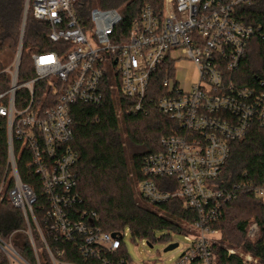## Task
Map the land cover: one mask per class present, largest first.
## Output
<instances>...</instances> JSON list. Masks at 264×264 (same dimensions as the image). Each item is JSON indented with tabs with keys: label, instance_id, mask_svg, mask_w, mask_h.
Returning a JSON list of instances; mask_svg holds the SVG:
<instances>
[{
	"label": "built area",
	"instance_id": "built-area-1",
	"mask_svg": "<svg viewBox=\"0 0 264 264\" xmlns=\"http://www.w3.org/2000/svg\"><path fill=\"white\" fill-rule=\"evenodd\" d=\"M76 1L26 0L18 52L12 66L0 71V121L7 124L9 164L15 180L10 193L13 205L35 221L36 197L17 172L14 144L19 143L30 150L32 167L48 198L49 230L55 240L79 244L76 236H83L81 249L86 256L113 264L102 255L116 254L124 235L113 237L96 228L95 214L84 213L74 220L70 212L82 204L75 170L78 155L70 147L74 142L71 108L100 104L103 85L112 80L110 90L115 93L119 118L123 111L118 93L128 100L129 114L147 113L152 76L164 70L163 96L153 102L179 125L180 132L163 138L161 152L145 158L144 179L138 184L140 198L149 206L180 199L196 215L193 222L180 224L187 247L176 264H217L214 245L243 264H260L251 254L223 245L221 237L215 238L221 233L212 229L225 205L236 199L235 193L216 187L232 143L246 138L253 128L264 129V77L250 86L237 82L256 30L237 21L236 8L253 0H163L160 12L151 6L143 9L126 42L118 31L119 12L94 8L88 24L83 25L74 10ZM30 12L48 25L50 42L63 46L55 52L34 54L35 78L21 83L20 62ZM178 54L197 68L199 79L189 91L177 80ZM46 80L57 96L56 103L35 107V85ZM22 91L28 92L30 101L21 109L17 102ZM256 196L264 199V182ZM258 236V225L251 223L247 240L253 243Z\"/></svg>",
	"mask_w": 264,
	"mask_h": 264
},
{
	"label": "trees",
	"instance_id": "trees-1",
	"mask_svg": "<svg viewBox=\"0 0 264 264\" xmlns=\"http://www.w3.org/2000/svg\"><path fill=\"white\" fill-rule=\"evenodd\" d=\"M26 0H0V57L4 53H17L21 39ZM163 0H77L74 10L83 25H87L94 8L116 10L122 16L118 29L128 40L134 21L140 18L143 9L151 6L162 10ZM236 19L246 27L256 30L249 42L244 63L237 73V82L250 86L264 77V0H253L251 4L236 8ZM48 25L37 21L29 13L21 55L19 81L25 83L35 78L32 56L58 51L63 45L48 39ZM4 67L0 65V71ZM172 73V72H171ZM167 76L160 70L153 79L146 103L147 113L129 114V104L118 93L122 108V123L118 117L115 93L110 90L112 80L103 85V101L98 105L76 104L71 108L74 142L71 149L78 155L75 167L78 176V192L82 204L70 210L74 220L86 213L95 214L94 226L104 233L122 236L128 228L134 239L155 241L156 231L183 234L180 223L193 222L196 215L185 209L180 199L166 204L149 206L137 198L136 184L144 179L145 158L161 152V140L177 135L180 127L162 114L153 100L163 96L161 82ZM6 76L2 77V82ZM154 91V94H153ZM155 91L158 92L155 94ZM154 95V96H153ZM55 97V98H54ZM57 96L48 80L38 82L34 89L35 107L44 104L52 107ZM27 91L18 94L19 108L28 106ZM17 172L24 186L36 197L33 216L15 207L10 193L15 189V180L9 164L7 124L0 121V264H11L4 249L11 246L27 264H101L97 257L86 256L82 251L83 236L75 241L55 240L49 230L48 211L50 205L42 188L40 177L32 167V156L28 148L14 144ZM264 182V129L253 128L248 136L231 145L229 160L221 177L216 182L220 190L233 192L236 199L225 205L222 217L212 229L221 233V242L251 254L264 264V203L256 191ZM159 183V182H158ZM163 181H160V185ZM163 190V188H162ZM142 201V200H141ZM87 222V219H85ZM251 223L259 227L255 242L247 240ZM122 247L116 254L103 253L113 264H130ZM217 264H243L237 257H229L220 245L212 247ZM55 260V262H54Z\"/></svg>",
	"mask_w": 264,
	"mask_h": 264
},
{
	"label": "rangeland",
	"instance_id": "rangeland-1",
	"mask_svg": "<svg viewBox=\"0 0 264 264\" xmlns=\"http://www.w3.org/2000/svg\"><path fill=\"white\" fill-rule=\"evenodd\" d=\"M16 54L17 53H4L0 57V65L4 67L3 69H9L12 66ZM177 57L179 58L176 63L177 80L181 82L185 91H189L192 88V85L199 79L197 68L193 62L185 59L180 54H178ZM120 121L122 123V118H120ZM135 187L137 190V198L140 200L139 185L136 184ZM262 200L264 203V199ZM140 203L144 204L141 200ZM123 235V244L129 257L130 264H176L187 247L185 236L173 231H156L154 238L155 241L151 245L152 247L148 245L149 243L147 240L134 239L128 228L125 229ZM220 237L221 235L219 237L216 236L215 238L218 240ZM175 244L179 245L178 248L168 252L165 251L167 247ZM223 245L232 248L226 243ZM7 250L8 252H6V254L9 257L11 264H27L20 256L18 257L14 254V249L11 246H8ZM236 250L240 249L237 248Z\"/></svg>",
	"mask_w": 264,
	"mask_h": 264
},
{
	"label": "water",
	"instance_id": "water-1",
	"mask_svg": "<svg viewBox=\"0 0 264 264\" xmlns=\"http://www.w3.org/2000/svg\"><path fill=\"white\" fill-rule=\"evenodd\" d=\"M113 237H115V235L113 234ZM149 245V244H148ZM150 247H152L151 245H149ZM178 244H175V245H170L169 247H167V249L165 250L166 252H168V251H172V250H174V249H176V248H178ZM5 251H6V249H4Z\"/></svg>",
	"mask_w": 264,
	"mask_h": 264
},
{
	"label": "bare ground",
	"instance_id": "bare-ground-1",
	"mask_svg": "<svg viewBox=\"0 0 264 264\" xmlns=\"http://www.w3.org/2000/svg\"><path fill=\"white\" fill-rule=\"evenodd\" d=\"M6 251L8 252V250L6 249Z\"/></svg>",
	"mask_w": 264,
	"mask_h": 264
}]
</instances>
